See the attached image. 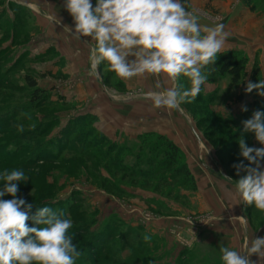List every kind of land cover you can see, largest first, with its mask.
<instances>
[{
  "label": "rangeland",
  "instance_id": "obj_1",
  "mask_svg": "<svg viewBox=\"0 0 264 264\" xmlns=\"http://www.w3.org/2000/svg\"><path fill=\"white\" fill-rule=\"evenodd\" d=\"M23 1L0 0V121H11L0 133V173L24 171L28 180L19 182L17 196L34 205L30 214L48 206L72 220L69 234L81 252L75 264H222L221 246L242 252L246 239L264 237V211L235 204V182L245 173L238 176L232 165H248L239 139L262 147L254 134L243 132L242 121L255 109L264 112V97L238 100L246 78L233 84L228 76H215L191 103L181 105L183 112L177 111L191 120L192 135L233 193L228 206L201 207L193 199L194 181L192 189L181 176L173 177L157 135L131 139L117 132L112 140L95 126L98 118L89 114L88 94L80 98L63 92L81 79L62 77L66 63H56L54 48L42 51L38 23ZM218 1L240 2L237 16L216 6L210 11L226 24L231 38L237 35L233 46L246 57V71L256 64L259 80L264 79V0ZM103 65L98 70L106 75L101 76L104 84L115 85ZM28 75L46 95L41 105L30 98ZM179 83L190 87L187 77ZM177 163H186L182 151ZM239 217L247 220L246 232ZM250 259L258 261L256 255Z\"/></svg>",
  "mask_w": 264,
  "mask_h": 264
},
{
  "label": "clouds",
  "instance_id": "obj_2",
  "mask_svg": "<svg viewBox=\"0 0 264 264\" xmlns=\"http://www.w3.org/2000/svg\"><path fill=\"white\" fill-rule=\"evenodd\" d=\"M64 7L74 21V30L66 25L64 30L75 40L90 37L85 40L88 75L99 79L103 63L106 71L125 82L154 77L153 90L141 88L129 95L169 112H183L181 105L201 93L208 80L206 68L215 63L230 36L223 23L202 24L199 12L187 6L186 0H96L95 6L91 0H65ZM48 19L61 23L56 16ZM181 76L188 78L190 87L179 83ZM254 89L264 97V79L248 82L245 93ZM242 123L243 132L254 134L262 147L248 146L243 136L239 139L240 155L248 165L243 161L232 165L238 176L245 173L235 182V204L264 211V112L257 110ZM26 180L23 170L0 173V264H75L81 252L69 234L72 220L63 210L48 206L35 207L30 214L34 205L17 196L19 182ZM5 196L12 199H2ZM239 219L246 232L247 220ZM29 220L35 226L30 227ZM143 239L148 242L151 237ZM219 251L222 264H264V237L246 239L242 252L227 246ZM252 255L258 261H252Z\"/></svg>",
  "mask_w": 264,
  "mask_h": 264
},
{
  "label": "crops",
  "instance_id": "obj_3",
  "mask_svg": "<svg viewBox=\"0 0 264 264\" xmlns=\"http://www.w3.org/2000/svg\"><path fill=\"white\" fill-rule=\"evenodd\" d=\"M24 1L28 4L38 23L42 35L40 43L42 51L45 53L50 47L54 48L57 53L55 55L56 63H66V66L62 68L64 70L62 77L69 75L68 77L74 76V78L81 79L74 89L67 88L63 92L77 94L80 98L89 95V114L98 118L95 126L99 127L100 131L112 140L113 135L119 132L120 136L131 139L150 133L171 141L185 156V164L196 186L194 201L201 207L210 205L218 207L220 203L223 206H228V198H232L233 193L227 186V182L214 169L215 165H211V156L202 152L203 150L196 140L197 137L192 135L191 120L180 116L177 110L169 112L164 109H154L150 101L129 95L130 92H138L141 88L145 91L153 90L155 78H132L125 82L115 73L109 72V76L115 80L116 84L119 83L118 87L116 84H106V82L104 84L101 76L105 73L100 74L99 79L90 77L86 73L88 71L89 44L85 42V40L90 41V37L75 40L69 32L64 30L65 25L74 30V21L64 7L65 2L63 0ZM91 2L95 6L96 0H91ZM187 2L190 8H195L199 12L202 24L219 23V20L216 19V16H212L210 11L214 6L220 8L221 13L226 12L228 16L241 14L239 1L233 5L218 0H188ZM49 16H56L61 23H53L48 19ZM236 36L227 38L223 52L236 51L233 46L238 38ZM102 68L105 70L104 65ZM87 78L88 80H86ZM112 93L118 96L114 98ZM223 209L227 211L226 208Z\"/></svg>",
  "mask_w": 264,
  "mask_h": 264
},
{
  "label": "trees",
  "instance_id": "obj_4",
  "mask_svg": "<svg viewBox=\"0 0 264 264\" xmlns=\"http://www.w3.org/2000/svg\"><path fill=\"white\" fill-rule=\"evenodd\" d=\"M187 1L188 0H186V4L187 6H189ZM182 2H184V0H182ZM246 63H247L246 57L240 55L236 51L221 52L218 54L215 63L213 65L208 66L205 70L206 74L208 75V81L213 79L215 76H221V77L228 76L230 78L231 83L233 84H237L242 78L243 79L246 78V81L244 83L245 87L248 82H253V83L259 82V68L257 67V65L253 64L251 67V71L247 72ZM0 71H2L1 68ZM24 81L28 89L31 90L30 93L31 100L35 101L38 105H41L42 101L45 100V96H46L45 93H43L42 90L37 87L36 81L33 77L29 75L25 76ZM255 95H256L255 89L251 93H247V94L245 93V89H244V92L240 94L237 98L238 100H241L243 96H255ZM255 111L257 110L255 109L254 112ZM10 123H11L10 119H5L4 121H0V133H4L5 128H7L10 125ZM147 136L148 135H144L141 136L140 138L144 139ZM156 141L157 142L162 141V144L164 145L165 148L164 154L167 158V162L173 167V171H172L173 177L181 176L182 178H184V181L192 183L193 178L186 164L182 163L179 165L177 163L179 158H181L180 149L176 145H174L171 141L167 140L162 136H157ZM5 155L6 157L9 156L6 153ZM193 185L194 183H192V189H194Z\"/></svg>",
  "mask_w": 264,
  "mask_h": 264
}]
</instances>
